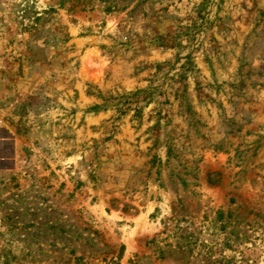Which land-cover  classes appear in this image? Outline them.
I'll return each instance as SVG.
<instances>
[{"label": "rangeland", "instance_id": "1", "mask_svg": "<svg viewBox=\"0 0 264 264\" xmlns=\"http://www.w3.org/2000/svg\"><path fill=\"white\" fill-rule=\"evenodd\" d=\"M0 264H264V0H0Z\"/></svg>", "mask_w": 264, "mask_h": 264}, {"label": "water", "instance_id": "2", "mask_svg": "<svg viewBox=\"0 0 264 264\" xmlns=\"http://www.w3.org/2000/svg\"><path fill=\"white\" fill-rule=\"evenodd\" d=\"M9 149L6 145H1L0 146V152H3V153H8Z\"/></svg>", "mask_w": 264, "mask_h": 264}]
</instances>
